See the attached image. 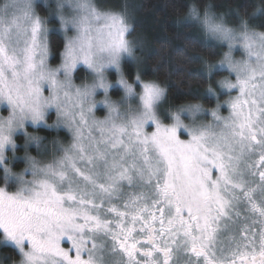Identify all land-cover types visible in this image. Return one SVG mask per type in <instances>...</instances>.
Here are the masks:
<instances>
[{
  "label": "snow or ice",
  "instance_id": "1",
  "mask_svg": "<svg viewBox=\"0 0 264 264\" xmlns=\"http://www.w3.org/2000/svg\"><path fill=\"white\" fill-rule=\"evenodd\" d=\"M92 14L105 23L74 19L77 35L52 68L48 25L28 0H10L0 11V102L10 106L0 117V151L26 119L43 120L53 107L74 136L54 162L32 164L28 195L0 188L2 236L26 264H264V36L257 52L243 33L255 66L226 55L236 76L223 83L237 94L226 101L227 117L219 105L211 111L220 130L211 122L184 125V138L179 116L172 126L156 116L162 90L152 83L143 84V111L122 123L109 99V115H93L91 88L68 91L79 63L100 74L105 57L118 67L127 50L121 17ZM97 83L107 93L102 74Z\"/></svg>",
  "mask_w": 264,
  "mask_h": 264
},
{
  "label": "clouds",
  "instance_id": "2",
  "mask_svg": "<svg viewBox=\"0 0 264 264\" xmlns=\"http://www.w3.org/2000/svg\"><path fill=\"white\" fill-rule=\"evenodd\" d=\"M28 2L31 4L33 14L41 17L48 25L50 49L48 64L52 68H57L61 64V53L63 52L64 45L68 40L73 39L77 35V29L73 24L74 19L87 16L88 22L94 28L95 26L104 24L105 21L102 15L99 19L93 16L92 10H95L97 14L116 15L124 21L126 25L127 50H121L118 60L119 66L117 67L116 64L107 62V57H105L102 73L98 74L92 68L88 67V65L79 63L71 73L70 79L72 87L68 89V91L74 94L76 88H91L92 96L90 99L95 102L93 115L101 120L109 115L108 105L105 103V100L109 99L113 105L118 107V114L114 117L117 123L125 122L129 118L130 113L136 115L143 111L140 95L142 94L143 84L147 82L154 84L162 90L161 95L153 102L156 116L161 123L172 126L176 123V116H179L183 121V125L179 127V131L183 130L186 132L184 125L198 127L201 124L209 122L213 124L214 130L219 131L223 122L212 121L211 111L217 109L219 105L220 114L224 117L229 115V111L227 115L223 114L222 108L226 107L229 110V105L226 101H228L230 92L232 93L233 90L225 87L223 81L226 78L234 80L236 76V73L225 62L226 55L230 54L233 62H249L255 66L257 62L256 57L249 55V49L245 47L243 33L248 34V43L252 45V50L257 52L261 50L260 37L264 36V26L253 25L250 22L256 17L264 16V0H255L254 6L250 11L245 10L243 14L237 13L235 23L229 20L230 13L228 11L218 10L214 0H188L186 8L178 15L177 25L194 24L200 29L205 41H210L216 46H222L220 47L222 51L215 60L202 58V72L204 78L208 81L204 94L212 98L214 102L212 104H206L201 98H189L175 104L166 105L162 110V114L161 106L168 99L169 85L156 77L143 78L142 71L136 67V65L142 62V57L139 53L143 46V40L133 35L135 32L134 14L129 10L128 0H122L121 7L119 8L101 7L98 0H40L46 9L45 12H41L37 7L38 0H28ZM9 4L10 0H0V11L5 10V6ZM81 4L87 5V7H79ZM8 10L11 11L10 8ZM61 15L65 19L63 26H61ZM52 19H55L56 24L50 22ZM53 31L59 32L63 39V45L59 49L60 58L57 63L51 62V57L54 55V48L50 39V33ZM125 57L131 59L135 64L134 75L131 79H129L123 67L122 61ZM81 65L85 68L86 74L77 80L75 73ZM110 70L115 71V80L110 78ZM153 71H158V67L154 68ZM101 74L108 83L107 93L97 83L98 75ZM58 75L61 80L65 78L66 74L63 68H60ZM121 78L132 86L131 93H128L124 85L119 83ZM187 84L188 87L191 86L190 81ZM137 85H139V89ZM113 86H118L121 89V95L113 96L111 94ZM98 92H102V95L98 96ZM4 102L7 103V101H2L0 104ZM98 105L106 109L104 115H98L95 111ZM197 105L199 107H196ZM8 108L9 110L6 114L0 112V117H7L9 115V105ZM50 110H54L55 112L52 120L47 119ZM165 114L168 117L167 122L164 120ZM29 124L32 128L31 131L28 128ZM41 127L57 134L45 136L38 131ZM61 128L65 129L69 134L67 139L58 134ZM18 134L23 135V141L20 143L16 139ZM73 140V130L62 123H57V114L54 107L47 110L43 120L33 122L30 118L26 119L23 127L16 128L13 131L12 142L7 143L3 147V150L0 151V188L7 192H21L24 195H28L29 189L33 186L32 164L35 162L40 165H45L54 162L57 157L62 155L65 148L71 146ZM20 147L23 148L22 152L17 151ZM33 148L35 151H32ZM17 160L23 161L22 166L19 168L14 166ZM7 247L14 248L16 255L12 257L0 253V264H26L25 255L21 252L20 248L5 236H0V249Z\"/></svg>",
  "mask_w": 264,
  "mask_h": 264
},
{
  "label": "trees",
  "instance_id": "3",
  "mask_svg": "<svg viewBox=\"0 0 264 264\" xmlns=\"http://www.w3.org/2000/svg\"><path fill=\"white\" fill-rule=\"evenodd\" d=\"M109 8L121 7L122 0H99ZM188 0H128L129 10L134 14L135 31H144L147 41L146 49L140 51L143 65L140 68L143 78L156 77L169 85L168 99L165 105L175 104L189 98H201L206 104H212V98L204 94L208 81L202 72V58L215 60L222 51L210 41H205L200 29L194 24H180L176 21L178 15L186 8ZM218 10L230 13L229 19L233 23L237 20V13L243 14L251 10L255 0H214ZM253 25L264 26V16L250 21ZM56 24L54 19L51 22ZM54 55L52 62L59 61V49L63 45L62 35L51 32ZM125 71L129 79L134 75L135 64L127 60ZM158 67V71H153ZM85 68H79L77 78L84 76ZM191 82L188 87L187 82ZM214 83V81H213ZM41 133L49 136L55 132L39 128ZM15 167H21L15 164ZM0 236L1 233H0ZM0 253L15 257L16 251L12 247L0 249Z\"/></svg>",
  "mask_w": 264,
  "mask_h": 264
},
{
  "label": "rangeland",
  "instance_id": "4",
  "mask_svg": "<svg viewBox=\"0 0 264 264\" xmlns=\"http://www.w3.org/2000/svg\"><path fill=\"white\" fill-rule=\"evenodd\" d=\"M98 3L101 5V7L108 8L107 5H106L104 2L101 3V2L98 0ZM37 7L40 9L41 12H45V11H46V9L43 7V5H42V3L40 2V0H38ZM236 16H237V15H236ZM52 20H53V19H52ZM52 20H51L50 22H52ZM229 20L232 21L231 19H229ZM54 21H55V19H54ZM134 22H135V20H134ZM55 23H56V21H55ZM135 27H136V25H135ZM133 35H134V36H137V37H139V38H142V40H143V46H142L141 50L144 51V50L146 49V44H147V41H146V38H145V35H144V31H138V32L135 31V32L133 33ZM52 38H53V35H52V33H50V39H51V41H52ZM141 50H140V51H141ZM139 55L142 57L141 53H139ZM52 58H53V57H51V62H52ZM127 60L132 61L131 59L125 57V58L123 59V61H122L124 69H125V65H124V63H125ZM132 62H133V61H132ZM52 63H53V62H52ZM133 63H134V62H133ZM142 63H143V58H142V62L139 63L138 65H136V67H137L139 70H140V68H141L142 65H143ZM79 68H84V67H83L82 65L79 66V67L77 68V71L79 70ZM77 71H76V72H77ZM217 74H219V73H217ZM84 75H85V73H84ZM109 76H110V78H111L112 80H115V78H116V73H115V71L110 70V71H109ZM75 77H76L77 80H79V78H77V76H76V73H75ZM137 88L139 89V85H137ZM45 91L47 92V87H46V86H45ZM111 94H112L113 96H119V95H121V89H120L118 86H113V88L111 89ZM236 94H237V93H236V90L233 89V92L231 93V95L234 96V95H236ZM97 95H98V96H99V95H102V92H98ZM165 106H166L165 104L161 106V111L163 110V108H164ZM8 110H9V108H8V105H7L6 102H4L3 104H0V112H4V113L6 114ZM95 111L97 112L98 115H104L106 109H105L103 106H99V105H98ZM228 111H229V110H228L226 107L222 108V113H223V114L227 115V114H228ZM162 114H163V111H162ZM54 116H55V112H54V110H50V111H49V114H48V116H47V119H48V120H52V119L54 118ZM164 120H165V122H167V120H168V117H167L166 114L164 115ZM28 128H29L30 131L32 130L30 124L28 125ZM41 128H42V127H41ZM45 129H46V128H45ZM38 130H39V129H38ZM47 130H48V129H47ZM152 130H154V125H153L151 122H149V123L146 125V131H149V132H150V131H152ZM43 134H44L45 136H49V135H47V134H45V133H43ZM55 134H57V133H55ZM58 134H59L60 136L64 137L65 139H67V138H68V135H69V134L67 133V131H66L65 129H63V128H61V129L59 130V133H58ZM180 134H181L182 137L187 138V133H186L185 131L181 130V131H180ZM16 139H17L18 143L22 142V141H23V135H22V134H18V135L16 136ZM20 148H21V150L23 149L22 147H20ZM18 149H19V148H18ZM18 149H17V151H18ZM32 151H35V149L33 148ZM17 161H20V160H17ZM17 161H16V162H17ZM16 162H15V164H16ZM15 164H14V166H15ZM0 233H1V235H2V231H0ZM65 244L67 245V241H65Z\"/></svg>",
  "mask_w": 264,
  "mask_h": 264
},
{
  "label": "flooded vegetation",
  "instance_id": "5",
  "mask_svg": "<svg viewBox=\"0 0 264 264\" xmlns=\"http://www.w3.org/2000/svg\"><path fill=\"white\" fill-rule=\"evenodd\" d=\"M22 151H23V149L22 150H21V148L18 149V152H22ZM18 163L20 164V166H22L23 161L22 160L17 161L16 164H18Z\"/></svg>",
  "mask_w": 264,
  "mask_h": 264
}]
</instances>
